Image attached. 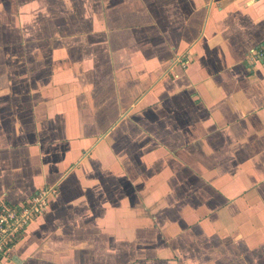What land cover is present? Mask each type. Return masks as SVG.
Instances as JSON below:
<instances>
[{"label":"crops","instance_id":"0c3cea01","mask_svg":"<svg viewBox=\"0 0 264 264\" xmlns=\"http://www.w3.org/2000/svg\"><path fill=\"white\" fill-rule=\"evenodd\" d=\"M263 45L264 0H0V203L55 190L0 264L264 261Z\"/></svg>","mask_w":264,"mask_h":264},{"label":"built area","instance_id":"2783aa9c","mask_svg":"<svg viewBox=\"0 0 264 264\" xmlns=\"http://www.w3.org/2000/svg\"><path fill=\"white\" fill-rule=\"evenodd\" d=\"M253 57L264 59V45L254 52ZM54 193V188H44L20 204L0 203V262L24 235L28 226L39 218Z\"/></svg>","mask_w":264,"mask_h":264},{"label":"rangeland","instance_id":"374dc122","mask_svg":"<svg viewBox=\"0 0 264 264\" xmlns=\"http://www.w3.org/2000/svg\"><path fill=\"white\" fill-rule=\"evenodd\" d=\"M256 256L260 257L261 255H260V253H258V254H256ZM249 263H251V264H253V263L254 264H264V261L262 259H259V260L254 259L253 261H251Z\"/></svg>","mask_w":264,"mask_h":264}]
</instances>
